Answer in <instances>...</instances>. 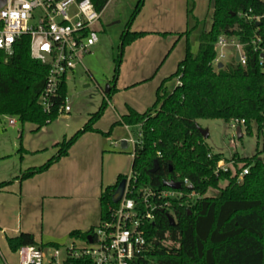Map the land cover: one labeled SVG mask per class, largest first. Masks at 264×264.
<instances>
[{
    "label": "trees",
    "instance_id": "obj_1",
    "mask_svg": "<svg viewBox=\"0 0 264 264\" xmlns=\"http://www.w3.org/2000/svg\"><path fill=\"white\" fill-rule=\"evenodd\" d=\"M95 9L102 12L109 0H91ZM145 0H138L121 36V52L117 60L118 73L124 48L144 36L146 32L131 31L130 25L143 7ZM213 22L208 30L199 35V50L193 54L190 35L201 21L179 35L186 37L184 58L170 76L165 78L156 92V99L144 112L129 108L112 124L125 125L141 132L140 143L132 162L135 188L149 186L167 188L168 180L187 179L198 196L185 197L183 204L173 205L176 223L171 225L166 212L156 211L154 222L147 225L150 250L141 264H264V161L258 156L238 157L235 170L215 173L220 153L212 152L198 130L200 119L245 120V128L252 126L258 132L264 129V65L260 64L264 48V0H212ZM192 13V8L189 9ZM261 16L260 24L249 16ZM236 36L245 44L246 64L228 61L222 68L213 65L216 42L223 35ZM259 38V39H258ZM253 39L256 43H253ZM264 56V53H263ZM48 66L30 55V37L23 36L13 45L11 54L0 49V115L18 117L21 122L37 125L39 130L59 117L58 105L67 96V80L64 79L56 106L43 110L39 98L44 90ZM178 77L172 91L165 84ZM115 89L109 87L96 112L90 114L81 129L71 137L56 143L57 152L40 166L24 170L18 179H27L46 171L61 157L68 154L71 146L86 132H99L94 125L102 117ZM211 155L209 157L208 155ZM158 170L151 172L154 162ZM240 163V165H239ZM249 167L241 179L239 172ZM120 174L116 182L108 185L100 195L101 220L114 207L113 194L118 183L127 178ZM16 178L0 182V189ZM226 181L224 187L220 182ZM189 192L188 187L182 188ZM210 189L220 191L209 195ZM73 231L72 238H86L93 231ZM10 249L20 247H60L57 243L39 244L34 234L21 232L7 238ZM79 263V261H76ZM81 262V260H80Z\"/></svg>",
    "mask_w": 264,
    "mask_h": 264
},
{
    "label": "rangeland",
    "instance_id": "obj_2",
    "mask_svg": "<svg viewBox=\"0 0 264 264\" xmlns=\"http://www.w3.org/2000/svg\"><path fill=\"white\" fill-rule=\"evenodd\" d=\"M137 1L109 0L106 4L96 26L99 43L93 47L92 53L84 56V66L80 65L68 74L67 98L71 111L66 116L59 115L44 128L36 130L37 125L21 122L18 117H14L16 124L10 125V115H0V157L3 155L0 158V180H9L13 173H20V168L24 171L29 166L42 165L54 156L57 152L56 143L81 129L90 114L100 107L106 86L115 91L107 100L99 126L106 130L105 133L110 131L107 137L112 135L108 141L109 144L112 141L109 148L122 151L121 143L117 147L112 143L122 140L123 136L127 141L130 136L138 141L136 128L128 131L120 125L112 127L113 108L110 103L123 111L128 109V104H134L142 110L151 107L156 99V88L176 70L185 56L186 37L179 34L196 24L194 17L201 21L190 35L191 50L196 55L200 32L208 30L213 22V4L212 0H145L130 30H144L146 34L124 48L116 75L121 36L127 29ZM190 8L192 13L189 12ZM135 79L140 80L133 83ZM177 83L178 77H174L166 82L165 87L172 91ZM198 125L208 130L209 136L205 141L212 152L220 153L222 164L233 171L238 157L258 155L264 161V129L259 133L253 125L250 132L243 126L242 136L239 137L222 119H200ZM126 152L134 153L132 144L128 143ZM130 170L131 166L127 175ZM226 184V181H221L219 185L224 187ZM219 193L217 189L208 192L209 195ZM72 241L58 242L62 254ZM77 244H81V240ZM0 262L3 264L1 256Z\"/></svg>",
    "mask_w": 264,
    "mask_h": 264
},
{
    "label": "built area",
    "instance_id": "obj_3",
    "mask_svg": "<svg viewBox=\"0 0 264 264\" xmlns=\"http://www.w3.org/2000/svg\"><path fill=\"white\" fill-rule=\"evenodd\" d=\"M101 16L102 12L95 9L91 0H5L0 7V49L11 54L14 43L23 36H29L31 57L49 68L39 98L44 111L50 112L56 106L63 80H67L68 74L78 66H84V56L99 43L96 26ZM248 18L260 22L261 16ZM253 43L256 40L253 39ZM215 46V67L219 63L225 65L231 59L235 60L237 52L240 60L235 61L246 64L245 44L236 36L223 34ZM258 48L262 52L260 64L264 65V48ZM70 111L66 96L58 105V113L66 116ZM9 123H16L13 116L9 117ZM228 124L236 132L237 128L244 126L245 120L235 118ZM138 136V141H134L132 136L127 141L134 147L133 157L136 145L140 143L141 132H138ZM208 156L211 157L210 154ZM229 169V166L218 161L215 173ZM248 172L249 167L242 169L238 178L241 179ZM135 180L131 171L126 178L123 197L114 207H110L108 217L88 234L91 239H88V235L74 239L64 248V255L61 246H22L16 251L19 264H76V261H79L77 264H141V259L150 250L147 225L154 222L155 212H166L174 217V202L183 204L185 197L192 200L198 194L190 188L192 185L187 179L183 183L174 179L181 183L179 189L146 186L138 190L133 184ZM183 187H188L190 191L185 192ZM79 240L81 244H77Z\"/></svg>",
    "mask_w": 264,
    "mask_h": 264
},
{
    "label": "crops",
    "instance_id": "obj_4",
    "mask_svg": "<svg viewBox=\"0 0 264 264\" xmlns=\"http://www.w3.org/2000/svg\"><path fill=\"white\" fill-rule=\"evenodd\" d=\"M110 107L113 108L114 122L129 108L138 112L148 109L142 110L134 104H128L126 111L112 103ZM99 120L94 127L106 132L99 126ZM120 126L128 131L130 129ZM110 137L99 132H86L71 146L67 155L46 171L27 179H18L16 177L23 172L20 168V173L11 175L9 180L16 179L0 189V256L3 264H19L17 253L8 245V237L29 232L34 234L39 244H58L76 239L71 237L73 231L84 233L100 223L102 191L114 184L120 174H127L130 166L132 171L133 154L126 149L111 150ZM121 138L124 140L125 137ZM120 143L121 140L112 144L117 147Z\"/></svg>",
    "mask_w": 264,
    "mask_h": 264
},
{
    "label": "water",
    "instance_id": "obj_5",
    "mask_svg": "<svg viewBox=\"0 0 264 264\" xmlns=\"http://www.w3.org/2000/svg\"><path fill=\"white\" fill-rule=\"evenodd\" d=\"M5 3V0H0V7ZM260 22H257V25H259ZM235 60L237 62H239L240 60V55H239V52L236 53V56H235ZM224 65L223 63H219L218 64V68H222ZM109 91V86L105 88V92L107 93ZM198 130L201 132L202 136L204 138H207L209 136V132L207 129H204L202 128L201 126L198 125ZM237 135L239 137L242 136V130H241V127L237 128V131H236ZM128 146L127 144V140H121V148L122 149H126ZM158 170V162L155 161L154 162V167L151 169V172L152 173H155L156 171ZM164 185L167 186V187H170V188H173V189H179L181 187V183L179 181H174V180H168V181H165L164 182ZM125 187H126V179H122L117 187H116V190L113 194V202L114 203H117L119 202V200L123 197V194H124V191H125ZM190 188H192V186H190ZM167 217H168V220L170 222L171 225H174L176 223L175 221V218L173 216H171L170 214H167ZM88 239H91L90 236L88 235Z\"/></svg>",
    "mask_w": 264,
    "mask_h": 264
}]
</instances>
